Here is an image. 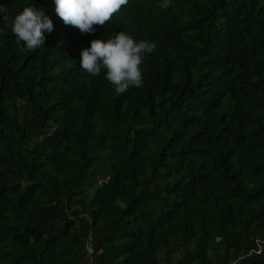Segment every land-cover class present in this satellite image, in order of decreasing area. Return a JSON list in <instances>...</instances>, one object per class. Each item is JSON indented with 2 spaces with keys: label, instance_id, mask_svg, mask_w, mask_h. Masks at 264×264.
Here are the masks:
<instances>
[{
  "label": "trees",
  "instance_id": "16d2710c",
  "mask_svg": "<svg viewBox=\"0 0 264 264\" xmlns=\"http://www.w3.org/2000/svg\"><path fill=\"white\" fill-rule=\"evenodd\" d=\"M0 6V264H264V0H129L92 34ZM121 31L156 47L117 94L80 61Z\"/></svg>",
  "mask_w": 264,
  "mask_h": 264
},
{
  "label": "clouds",
  "instance_id": "9594fccd",
  "mask_svg": "<svg viewBox=\"0 0 264 264\" xmlns=\"http://www.w3.org/2000/svg\"><path fill=\"white\" fill-rule=\"evenodd\" d=\"M55 14L65 25L73 26L82 34H92L96 25L103 26L112 20L129 0H53ZM163 7L168 4L164 3ZM3 6H0L2 10ZM11 32L27 50L39 49L45 44L44 32L53 30L52 20L43 8L26 6L14 18L4 15ZM156 45L146 40L135 41L124 31L111 36L107 41L94 39L90 47L81 51V68L91 76L106 71L105 78L114 86L117 94L129 87L139 88L143 84L140 65L144 55L155 50Z\"/></svg>",
  "mask_w": 264,
  "mask_h": 264
},
{
  "label": "built area",
  "instance_id": "2783aa9c",
  "mask_svg": "<svg viewBox=\"0 0 264 264\" xmlns=\"http://www.w3.org/2000/svg\"><path fill=\"white\" fill-rule=\"evenodd\" d=\"M255 243H256V248L252 249L249 253L251 252L260 253L264 245V239H256Z\"/></svg>",
  "mask_w": 264,
  "mask_h": 264
}]
</instances>
